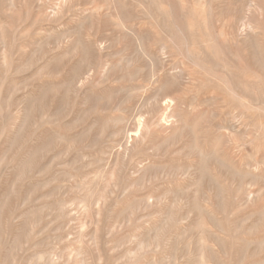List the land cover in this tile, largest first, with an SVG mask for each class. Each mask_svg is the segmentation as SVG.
<instances>
[{
	"label": "rangeland",
	"instance_id": "obj_1",
	"mask_svg": "<svg viewBox=\"0 0 264 264\" xmlns=\"http://www.w3.org/2000/svg\"><path fill=\"white\" fill-rule=\"evenodd\" d=\"M0 264H264V0H0Z\"/></svg>",
	"mask_w": 264,
	"mask_h": 264
},
{
	"label": "bare ground",
	"instance_id": "obj_2",
	"mask_svg": "<svg viewBox=\"0 0 264 264\" xmlns=\"http://www.w3.org/2000/svg\"><path fill=\"white\" fill-rule=\"evenodd\" d=\"M250 4H251V2H250ZM253 4V3H252ZM247 10V9H246ZM248 12V11H247ZM241 31V30H240ZM244 34V33H243ZM96 42V41H95ZM97 43V42H96ZM98 44H100L99 42H98ZM101 45V44H100ZM102 46V45H101ZM165 49V48H164ZM161 52V51H160ZM163 54V53H162ZM161 57V56H160ZM163 58V57H162ZM179 72V71H178ZM175 73H177V72H175ZM178 76H179V74H177ZM178 76H176V74H175V78L176 77H178ZM181 77V76H180ZM178 80L180 81L181 79H179L178 78ZM183 82H185V80L183 81ZM228 83V82H227ZM238 90V89H237ZM243 90V89H242ZM165 113V112H164ZM233 116H235V115H233ZM232 118H234V117H232ZM236 124V123H235ZM158 127V126H157ZM137 130V129H136ZM129 132V131H128ZM132 132V131H131ZM130 132V133H131ZM130 138V137H129ZM249 199V198H248ZM219 205V204H218ZM191 226V225H190ZM248 229V228H247ZM238 241V240H237ZM226 254V253H225Z\"/></svg>",
	"mask_w": 264,
	"mask_h": 264
}]
</instances>
